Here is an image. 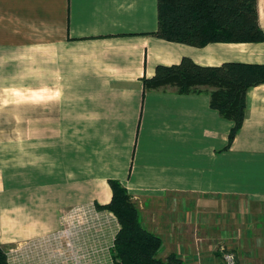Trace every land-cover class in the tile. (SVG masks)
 I'll return each mask as SVG.
<instances>
[{
	"label": "crops",
	"instance_id": "0c3cea01",
	"mask_svg": "<svg viewBox=\"0 0 264 264\" xmlns=\"http://www.w3.org/2000/svg\"><path fill=\"white\" fill-rule=\"evenodd\" d=\"M156 28L157 0H0L4 249L54 231L63 210L107 205L117 181L160 259L222 264L225 248L237 264H264V83L247 90L231 144L233 123L208 95L143 87L184 58L264 65V41L194 47ZM111 244L97 241L93 264H114Z\"/></svg>",
	"mask_w": 264,
	"mask_h": 264
},
{
	"label": "trees",
	"instance_id": "16d2710c",
	"mask_svg": "<svg viewBox=\"0 0 264 264\" xmlns=\"http://www.w3.org/2000/svg\"><path fill=\"white\" fill-rule=\"evenodd\" d=\"M151 35L194 47L264 41L257 0H157V28ZM262 83L264 65L201 67L184 58L178 65L156 67L154 77L143 80V87L146 91L174 89L180 95H208L210 108L233 123L228 135L231 144L243 123L247 90ZM109 187L110 202L97 207L112 213L120 226L112 248L114 264H182L174 255L158 257L160 238L142 227L138 208L121 184L110 181ZM0 264H8L1 245Z\"/></svg>",
	"mask_w": 264,
	"mask_h": 264
},
{
	"label": "built area",
	"instance_id": "2783aa9c",
	"mask_svg": "<svg viewBox=\"0 0 264 264\" xmlns=\"http://www.w3.org/2000/svg\"><path fill=\"white\" fill-rule=\"evenodd\" d=\"M118 229L112 213L92 203L73 206L60 214L57 229L19 242L7 251V263L14 264L17 258L25 257L37 264H93L102 252L96 247L97 241L109 234L113 248ZM221 258L222 264H236L230 250L222 248Z\"/></svg>",
	"mask_w": 264,
	"mask_h": 264
},
{
	"label": "rangeland",
	"instance_id": "374dc122",
	"mask_svg": "<svg viewBox=\"0 0 264 264\" xmlns=\"http://www.w3.org/2000/svg\"><path fill=\"white\" fill-rule=\"evenodd\" d=\"M64 211H65V210H63L62 213H63ZM62 213H61V214H62ZM118 224H119V223H118ZM119 228H120V226H119ZM15 245H16V243L14 244V246H15ZM14 246H13V247H14ZM13 247L9 248L8 250L5 249V251H6V252L9 251V250L12 249ZM228 250H229V249H228ZM235 260H236V257H235ZM236 262H237V261H236ZM236 264H237V263H236Z\"/></svg>",
	"mask_w": 264,
	"mask_h": 264
}]
</instances>
